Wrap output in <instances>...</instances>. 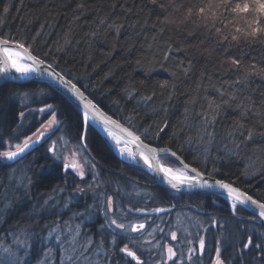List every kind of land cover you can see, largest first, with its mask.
<instances>
[{
    "label": "trees",
    "instance_id": "trees-1",
    "mask_svg": "<svg viewBox=\"0 0 264 264\" xmlns=\"http://www.w3.org/2000/svg\"><path fill=\"white\" fill-rule=\"evenodd\" d=\"M261 3L264 0H0V36L56 67L145 142L172 149L189 165L264 202ZM233 59L240 64H232ZM46 106L53 107L59 125L18 163L2 161L7 143L20 142L47 120L48 112L39 114ZM53 136H63L71 145L81 144L84 137L102 177L110 176L117 184L135 177L152 181L124 163L97 128L85 126L80 112L60 93L36 80L4 82L1 235L36 218L50 222L53 215L46 213L45 200L56 189L77 197L79 186L86 184L73 170L62 173V165L49 153ZM164 158L181 167L173 157ZM143 185L152 196L150 208H171L159 217L186 209L216 220V229L206 222L211 236L205 245L206 264L218 248L226 264H264V227L242 206L207 192L177 193ZM89 200L80 198L79 206ZM120 201L124 209H139ZM90 226L91 234H97ZM249 238L252 243L244 248ZM115 256L132 264L119 250Z\"/></svg>",
    "mask_w": 264,
    "mask_h": 264
},
{
    "label": "rangeland",
    "instance_id": "rangeland-1",
    "mask_svg": "<svg viewBox=\"0 0 264 264\" xmlns=\"http://www.w3.org/2000/svg\"><path fill=\"white\" fill-rule=\"evenodd\" d=\"M19 63L30 67L21 58ZM47 112V120L33 134L21 138L20 142L6 144L1 153L2 161L8 162L3 153L16 150L42 132L47 135L59 125L52 106L44 107L39 114ZM106 136L120 159L136 163L132 149L124 140L113 134ZM50 142L49 153L52 157L65 170H73L86 184L79 186L75 192L77 197L63 189H56L45 200L46 206L49 205L46 213L53 215L50 222L40 223L36 218L31 223L0 234V264H129L125 262V257L115 256L118 250L125 247L136 250L144 264H206V240L211 238L207 232L208 226L212 224L216 229L217 223L213 217L208 218L211 221L209 225L207 218L186 209L160 216L157 220L154 216L159 215L132 214V210L155 209L147 205L152 196L146 186L133 181L117 184L110 176L102 177L82 143L71 145L63 136H53ZM160 162L163 168L182 170L188 176H193L166 158L160 159ZM30 186L31 183L26 182L25 187ZM85 197H90L89 202L83 207L79 206V199ZM121 199L139 209H124ZM58 213L60 217L57 218ZM141 224L143 228H139ZM90 225L96 228L97 234H91ZM173 234L175 239L172 238ZM195 242L198 246H195ZM169 248L172 253H169ZM213 259L209 264H217L218 260L226 264L221 258L220 248Z\"/></svg>",
    "mask_w": 264,
    "mask_h": 264
},
{
    "label": "water",
    "instance_id": "water-1",
    "mask_svg": "<svg viewBox=\"0 0 264 264\" xmlns=\"http://www.w3.org/2000/svg\"><path fill=\"white\" fill-rule=\"evenodd\" d=\"M3 41H8V43L5 44L3 43ZM20 45L23 44L7 40L0 36V68L5 69L4 72H0V84L7 81L25 82L29 80H36L48 85L49 87L60 93L64 98H66L73 105V107L80 112L85 122V126L87 124H91L102 133L115 153L116 151L114 145L106 136L103 130L124 140L132 149L133 157L135 158L136 163H131L125 158H121V160L124 163L129 164L132 167H135L146 173L153 180V185L164 187L177 193L207 192L214 194L242 206L255 217L256 221L261 226L264 227V217L260 216L261 209L258 207V204H262L264 202L226 180L207 175L199 169L189 165L180 155H178L172 149H169L167 147H160L157 145H151L145 142L133 129L105 111L99 105V103L91 95L86 93L78 84H76L74 81L60 72L49 62L33 54L27 47H25L24 45L23 47H20ZM5 48L10 49V53L5 54V52L3 51ZM11 53L18 54L21 59H23L30 65V67L36 70L28 74L17 72L11 66L9 57V54ZM46 137V133L42 132L37 138L28 141L29 147L24 149L23 152H20L16 157L12 159H8L6 156L4 157L11 163L17 162L27 154L32 152L35 147L40 144ZM137 137L139 139H136ZM82 144L85 150L91 156L85 144L84 137L82 138ZM23 146L24 144L20 147ZM15 151H17V149L11 152ZM172 153H175V156H173ZM163 156L173 157L182 167V169L187 173L195 176L196 180L185 181L183 184L179 183V181L172 180L163 171V166L160 162V158ZM184 165H187L188 167L184 168ZM193 168L196 169L195 172L191 171V169ZM221 183L230 185L231 189H235L236 191L230 194V189L222 188L220 186ZM174 184L176 185V187H173ZM237 195L240 197L239 200L236 199ZM247 197H251L252 200L257 202V204H252L251 201L247 199ZM170 210L171 208H155L150 210L140 209L134 212L136 214L143 215H160L165 212H169ZM120 253L125 254L128 258L136 262H138V260L139 262L142 261L137 257V255L136 257L138 258V260L128 256L126 252H122L121 250Z\"/></svg>",
    "mask_w": 264,
    "mask_h": 264
},
{
    "label": "snow or ice",
    "instance_id": "snow-or-ice-1",
    "mask_svg": "<svg viewBox=\"0 0 264 264\" xmlns=\"http://www.w3.org/2000/svg\"><path fill=\"white\" fill-rule=\"evenodd\" d=\"M237 7H239V6H237ZM244 7H245V9H247L248 5H245ZM259 8H260L261 11H264V3H261L260 6H259ZM200 11L202 12L203 9H201ZM233 39H235V37H233ZM3 43L7 44L8 41H3ZM20 47H23V45H20ZM3 51L5 52V54L10 53V49H7V48H5ZM231 62H232V64H235V65H239L240 64V61L239 60H235V59H233ZM13 67L15 68V70L17 72L22 73V74H28V73L34 72L36 70V69H34L32 67H29V66L19 65L15 61H13ZM4 71H5V69L0 68V72H4ZM136 139H139V138L137 137ZM27 147H29V145H28V142L25 141L24 146L23 147H18L17 148V151H15V152H5V153H3V155L6 156L8 159H12V158L16 157L20 152H23L24 149H26ZM172 155L175 156V153H172ZM183 167L184 168H187L188 166L187 165H184ZM163 171L172 180L179 181V183H181V184H183L185 181H194V180H196V177L195 176H188L182 170L173 171V169H171V168H164ZM191 171L192 172H195L196 169L193 168V169H191ZM197 183H198V181H197ZM220 186L222 188L230 189V194L236 191L235 189H231L230 185H227V184H222L221 183ZM173 187H176V185L174 184ZM236 199L239 200L240 197L237 195L236 196ZM247 199L249 201H251L252 204H257V202L254 201V200H252L251 197H247ZM258 207L261 209L260 216L261 217H264V203L258 204ZM113 223H115V221H113ZM117 227L122 228L123 225H117ZM143 227H144L143 224L139 225V228H143ZM134 230H136V229H134ZM172 238L175 239V234H173V237ZM251 243H252L251 238H249V240L247 241V243L244 244V248L249 247V245ZM201 247H203V241H201ZM257 247H259V245H257ZM121 251L122 252H126L128 256L133 257L134 259H137L138 260V258L136 257V254L134 252H132V251H129L127 247L122 248ZM168 251H169V253H172V249L171 248H169ZM173 255H174V253H173ZM138 264H142V262H139V260H138ZM217 264H221V262L218 260L217 261Z\"/></svg>",
    "mask_w": 264,
    "mask_h": 264
},
{
    "label": "flooded vegetation",
    "instance_id": "flooded-vegetation-1",
    "mask_svg": "<svg viewBox=\"0 0 264 264\" xmlns=\"http://www.w3.org/2000/svg\"><path fill=\"white\" fill-rule=\"evenodd\" d=\"M136 169V168H135ZM61 171H62V173L64 174L65 173V167L64 166H62V168H61ZM140 171V170H139ZM142 174H144V173H142ZM148 180H150V178H148ZM133 182H135V183H139V184H145V185H150V186H152L153 185V181H147V182H144L143 180H140L139 179V177H135V178H133V180H132ZM150 209V208H149ZM134 211L135 210H132L131 211V213L132 214H136V213H134ZM136 215H138V214H136ZM153 217V216H152ZM154 217H159V216H154ZM121 250V249H120ZM120 250H119V253H120ZM122 254V253H121ZM125 255V254H124ZM126 256V255H125ZM137 257H139L138 255H137ZM126 258H128L127 256H126ZM129 259V258H128ZM130 260V262L132 263V264H135L134 262H133V260H131V259H129ZM214 259H212V261H213ZM211 261V262H212ZM126 263H129V262H127V261H125ZM210 262V263H211ZM130 264V263H129ZM142 264H144V260L142 261Z\"/></svg>",
    "mask_w": 264,
    "mask_h": 264
},
{
    "label": "bare ground",
    "instance_id": "bare-ground-1",
    "mask_svg": "<svg viewBox=\"0 0 264 264\" xmlns=\"http://www.w3.org/2000/svg\"><path fill=\"white\" fill-rule=\"evenodd\" d=\"M9 57H10V62H11V66L13 67V61H15L17 64H19V65H23V64H20L19 63V59H20V57H19V55L18 54H16V53H11V54H9ZM24 66V65H23ZM14 68V67H13ZM15 69V68H14ZM104 132H105V134L106 135H111L109 132H107V131H105V130H103ZM147 161V160H146ZM164 169V168H163Z\"/></svg>",
    "mask_w": 264,
    "mask_h": 264
}]
</instances>
